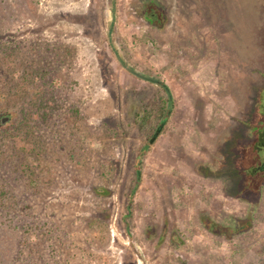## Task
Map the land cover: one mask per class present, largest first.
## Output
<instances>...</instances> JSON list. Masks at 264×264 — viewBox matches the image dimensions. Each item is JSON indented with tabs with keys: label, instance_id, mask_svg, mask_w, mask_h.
Instances as JSON below:
<instances>
[{
	"label": "rangeland",
	"instance_id": "rangeland-1",
	"mask_svg": "<svg viewBox=\"0 0 264 264\" xmlns=\"http://www.w3.org/2000/svg\"><path fill=\"white\" fill-rule=\"evenodd\" d=\"M263 27L264 0H0V55L39 77L0 264H264Z\"/></svg>",
	"mask_w": 264,
	"mask_h": 264
},
{
	"label": "trees",
	"instance_id": "trees-1",
	"mask_svg": "<svg viewBox=\"0 0 264 264\" xmlns=\"http://www.w3.org/2000/svg\"><path fill=\"white\" fill-rule=\"evenodd\" d=\"M263 36L264 30L259 31V34H257L255 37H260L259 39L264 41ZM12 52L13 54H11ZM26 63H28V61L25 60L23 53L20 54L17 51L2 52L0 55V145H4L7 143V141H20L21 139L17 138V136L21 135L20 129L24 128L23 126L26 125L23 120L24 123L18 121V125L16 126V114L19 112L20 108H23L24 105V98L21 101V97L31 92V90L28 88L35 89V86L38 85L35 82H37V79H39L38 76H36L37 79H35V75L30 73L28 68L25 67ZM143 77L146 80L154 81L153 79H149L147 76ZM158 82L168 93L169 97L166 101L168 105L167 107H160L157 113L152 110L145 109L142 114H140V122H138L141 130L153 128L154 121L157 119V117H165L168 111H170L174 106V99L172 98L171 91L167 88L165 83L160 81ZM6 103L15 104L13 105L14 109H10L9 105L5 107ZM27 120L28 119L25 121ZM21 138L24 139L22 142H26L29 139L28 135H25L24 137L21 136ZM147 147L148 146L144 147L143 151H145ZM142 152L139 154V158L141 157ZM137 176L139 181L141 178V169L139 167H137ZM103 189V187H96L98 192H101ZM3 203L4 202L1 201L0 198V207ZM31 241L34 242L33 239Z\"/></svg>",
	"mask_w": 264,
	"mask_h": 264
},
{
	"label": "water",
	"instance_id": "water-1",
	"mask_svg": "<svg viewBox=\"0 0 264 264\" xmlns=\"http://www.w3.org/2000/svg\"><path fill=\"white\" fill-rule=\"evenodd\" d=\"M165 121L162 122V124L157 128V131L156 133L153 135V137L150 139L151 141H153L159 134V132L161 131L162 127H163V124H164Z\"/></svg>",
	"mask_w": 264,
	"mask_h": 264
},
{
	"label": "flooded vegetation",
	"instance_id": "flooded-vegetation-1",
	"mask_svg": "<svg viewBox=\"0 0 264 264\" xmlns=\"http://www.w3.org/2000/svg\"><path fill=\"white\" fill-rule=\"evenodd\" d=\"M260 139H261V138H260ZM256 143H257V142H256ZM259 148H262V147H259ZM257 169L261 170V169H263V167L256 168V169H254V171H255V170L257 171Z\"/></svg>",
	"mask_w": 264,
	"mask_h": 264
}]
</instances>
